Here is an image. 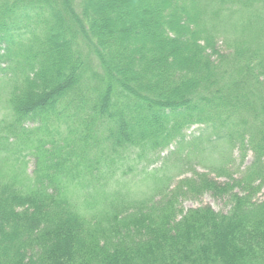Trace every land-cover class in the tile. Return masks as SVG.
Wrapping results in <instances>:
<instances>
[{"label":"trees","instance_id":"1","mask_svg":"<svg viewBox=\"0 0 264 264\" xmlns=\"http://www.w3.org/2000/svg\"><path fill=\"white\" fill-rule=\"evenodd\" d=\"M0 94V264H264V0H0Z\"/></svg>","mask_w":264,"mask_h":264},{"label":"rangeland","instance_id":"2","mask_svg":"<svg viewBox=\"0 0 264 264\" xmlns=\"http://www.w3.org/2000/svg\"><path fill=\"white\" fill-rule=\"evenodd\" d=\"M0 96H2L0 94ZM4 108L3 105L0 104V119L2 118V114H3ZM202 127L195 125L192 126L191 128L187 129L185 131L187 138L189 139L193 134H198L201 131ZM170 150H174V147H171L170 149L166 150L165 152H163L162 156H166ZM26 165H27V173L31 174L32 171L34 170V159L32 156H26ZM251 162V155L248 158L247 163ZM211 162L207 161L205 164H207V168L203 169V171H209V167L211 165H209ZM199 170H202V168H204V165L202 166H198ZM176 173H178L176 171ZM212 177H215V175H212ZM218 181L220 182H225L224 178H219ZM258 199L263 200L264 199V188L262 189L261 193L257 196ZM183 206L185 209H191V208H199V207H211L213 208L215 211H220L223 213H227L229 212L230 208H231V203L229 200V197L227 195H224L223 193H206L204 195H201L200 197H198L197 199H193V200H186L183 203Z\"/></svg>","mask_w":264,"mask_h":264}]
</instances>
